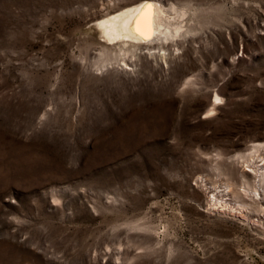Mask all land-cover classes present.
Instances as JSON below:
<instances>
[{"label":"rangeland","instance_id":"1","mask_svg":"<svg viewBox=\"0 0 264 264\" xmlns=\"http://www.w3.org/2000/svg\"><path fill=\"white\" fill-rule=\"evenodd\" d=\"M263 164L264 0H0V264H264Z\"/></svg>","mask_w":264,"mask_h":264},{"label":"bare ground","instance_id":"2","mask_svg":"<svg viewBox=\"0 0 264 264\" xmlns=\"http://www.w3.org/2000/svg\"><path fill=\"white\" fill-rule=\"evenodd\" d=\"M149 6L151 7V12H149ZM164 10L165 8L158 3L142 2L140 4L132 5L125 10L116 12L114 16L109 17L107 15L106 17H103V19L98 21L97 26L105 40L109 43L129 41L135 44H142L149 43L150 41L152 43V41L163 38H174L182 28V26H177L181 22L178 19H175L176 24L167 22L164 18ZM161 24V29H159ZM173 24L175 26V34H173L171 28V25ZM260 170L261 166H256L253 171L258 175L259 180H262L264 174H261L263 172ZM224 190L230 192V186H225ZM255 194L260 196L258 192H255ZM211 198L213 200L212 206L215 209L219 208L229 212H238L240 214L248 209L243 205H232L231 203L226 202V200L224 201L223 198H221V201L216 200L218 199L216 198V195H212Z\"/></svg>","mask_w":264,"mask_h":264},{"label":"snow or ice","instance_id":"3","mask_svg":"<svg viewBox=\"0 0 264 264\" xmlns=\"http://www.w3.org/2000/svg\"><path fill=\"white\" fill-rule=\"evenodd\" d=\"M149 12H151V7L149 6Z\"/></svg>","mask_w":264,"mask_h":264}]
</instances>
